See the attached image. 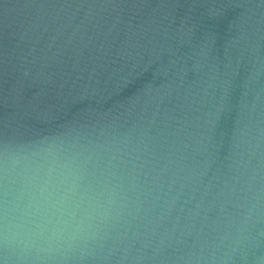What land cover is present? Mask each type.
I'll return each mask as SVG.
<instances>
[{"label":"water","instance_id":"water-1","mask_svg":"<svg viewBox=\"0 0 264 264\" xmlns=\"http://www.w3.org/2000/svg\"><path fill=\"white\" fill-rule=\"evenodd\" d=\"M0 264H264V0H0Z\"/></svg>","mask_w":264,"mask_h":264}]
</instances>
